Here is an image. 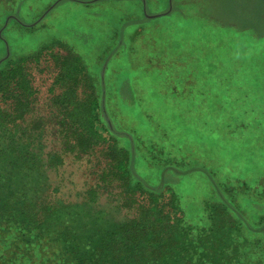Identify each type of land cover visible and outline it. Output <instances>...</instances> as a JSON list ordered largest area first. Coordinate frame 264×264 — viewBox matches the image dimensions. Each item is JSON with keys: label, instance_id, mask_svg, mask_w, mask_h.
<instances>
[{"label": "trees", "instance_id": "1", "mask_svg": "<svg viewBox=\"0 0 264 264\" xmlns=\"http://www.w3.org/2000/svg\"><path fill=\"white\" fill-rule=\"evenodd\" d=\"M130 8L136 25L123 21L118 31L129 28L151 50L148 59L154 62L168 59L159 57L156 48L172 50L178 56L172 60L175 67L183 68L182 49L188 40L184 29L190 17L175 24L170 12L149 18L154 23L145 41L149 20L142 2ZM109 14L126 18L121 12ZM10 21L26 28L38 22L23 25L10 15L3 30ZM115 42L119 47L123 41L115 36ZM57 45L0 63V264H264V247L257 252L256 241L264 224L246 221L233 198L239 194L231 193L242 186L248 191L247 184L220 189L211 180L218 199L205 202L208 224L186 223L178 215L175 195L160 187L162 179L150 186L135 172L139 148L130 132L111 129L107 122L104 99L107 90H115L107 80L117 66L105 60L89 69L79 55L59 52ZM36 65L47 70L43 83L49 93L43 103V91L31 72ZM116 71L117 93L130 92L137 75L120 67ZM95 75L99 77L94 81ZM128 104L118 103V110L125 112ZM121 136H127L126 145H119ZM88 157L92 165L84 176L89 173L90 178L80 200L63 199L50 174L59 175L69 161ZM261 184L258 194L264 195ZM112 195L116 209L127 212L121 219L99 204L103 196Z\"/></svg>", "mask_w": 264, "mask_h": 264}, {"label": "rangeland", "instance_id": "2", "mask_svg": "<svg viewBox=\"0 0 264 264\" xmlns=\"http://www.w3.org/2000/svg\"><path fill=\"white\" fill-rule=\"evenodd\" d=\"M59 1L0 0V63L58 44L55 50L76 53L89 69L106 60L107 65L136 74L131 91L118 94L114 67L107 82L117 91L107 90L104 100L111 129L130 132L138 145L137 175L150 186L162 179L160 187L176 197L178 215L194 227L208 224L205 202H217L212 181L220 189L242 181L248 191L245 186L230 191L239 194L235 202L252 226L264 224V195L257 188L264 183V1L171 0L170 8L169 0H140L144 16L170 12L172 24L190 17L184 29L187 46L180 47L186 62L180 69L172 61L178 57L172 50L156 48L159 57L168 59L154 62L148 59L151 50L140 45L129 28L118 31L120 22L132 20L136 25L130 7L138 0ZM110 12L126 18L117 19ZM10 15L23 25L38 22L26 28L10 21L3 30ZM148 20L145 41L154 23ZM115 36L123 41L119 47ZM135 45L140 50L133 52ZM46 71L39 65L31 71L43 91L42 103L49 93L43 83ZM124 102L129 103L125 112L119 111L118 103ZM126 137L118 139L119 145L127 144ZM89 161H69L61 174H50L63 199L80 200L85 179L90 178L89 173L84 176L92 165ZM99 204L114 218L127 214L116 209L113 195L103 196ZM262 231L256 238L257 252L264 247V226Z\"/></svg>", "mask_w": 264, "mask_h": 264}, {"label": "water", "instance_id": "3", "mask_svg": "<svg viewBox=\"0 0 264 264\" xmlns=\"http://www.w3.org/2000/svg\"><path fill=\"white\" fill-rule=\"evenodd\" d=\"M169 4H170V8H171V0H169ZM165 14V13H163ZM161 14H158V15H146L147 18H152V17H155V16H159Z\"/></svg>", "mask_w": 264, "mask_h": 264}, {"label": "crops", "instance_id": "4", "mask_svg": "<svg viewBox=\"0 0 264 264\" xmlns=\"http://www.w3.org/2000/svg\"><path fill=\"white\" fill-rule=\"evenodd\" d=\"M262 1H264V0H262Z\"/></svg>", "mask_w": 264, "mask_h": 264}]
</instances>
